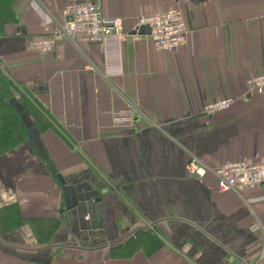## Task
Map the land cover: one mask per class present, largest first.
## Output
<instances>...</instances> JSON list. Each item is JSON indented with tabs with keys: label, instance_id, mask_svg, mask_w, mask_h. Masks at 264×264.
Here are the masks:
<instances>
[{
	"label": "crops",
	"instance_id": "crops-1",
	"mask_svg": "<svg viewBox=\"0 0 264 264\" xmlns=\"http://www.w3.org/2000/svg\"><path fill=\"white\" fill-rule=\"evenodd\" d=\"M70 1L0 0V264H251L264 185L242 200L185 163L186 151L212 167L264 160V91L245 93L264 73V0H99L122 19L119 50L31 47ZM169 9L185 45L132 33ZM224 96L237 100L202 115ZM62 180L99 189L95 230L77 228Z\"/></svg>",
	"mask_w": 264,
	"mask_h": 264
},
{
	"label": "built area",
	"instance_id": "built-area-1",
	"mask_svg": "<svg viewBox=\"0 0 264 264\" xmlns=\"http://www.w3.org/2000/svg\"><path fill=\"white\" fill-rule=\"evenodd\" d=\"M60 14L61 20L49 14L51 22L43 24L42 35L30 40L31 47L46 53L57 40L63 39L74 45L78 42L99 44L104 50L109 42L113 41L119 50L126 38L122 19L119 16L106 15L99 0L67 2L60 9ZM138 22L149 28L148 37L156 49L172 51L186 43L187 29L183 16L177 9L150 13L141 17ZM263 91L264 73L250 76L245 80L246 94ZM236 100L233 96L212 99L203 105L201 113L205 117H211L229 109ZM186 152L185 171L189 175L198 177L211 176L215 179L219 192L234 194L246 200L245 193L248 190L264 185V160H224L212 167L193 152ZM262 260H264V234L258 257L251 264H259Z\"/></svg>",
	"mask_w": 264,
	"mask_h": 264
},
{
	"label": "water",
	"instance_id": "water-1",
	"mask_svg": "<svg viewBox=\"0 0 264 264\" xmlns=\"http://www.w3.org/2000/svg\"><path fill=\"white\" fill-rule=\"evenodd\" d=\"M135 32L148 35L149 28L140 25L132 33ZM61 183L65 208L75 217L77 228L80 231L95 230L98 225L95 203L101 199L99 189L88 180H74L69 184L62 180Z\"/></svg>",
	"mask_w": 264,
	"mask_h": 264
},
{
	"label": "rangeland",
	"instance_id": "rangeland-1",
	"mask_svg": "<svg viewBox=\"0 0 264 264\" xmlns=\"http://www.w3.org/2000/svg\"><path fill=\"white\" fill-rule=\"evenodd\" d=\"M264 234V230H262V235Z\"/></svg>",
	"mask_w": 264,
	"mask_h": 264
}]
</instances>
